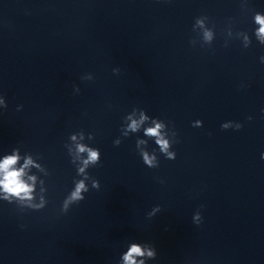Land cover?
I'll list each match as a JSON object with an SVG mask.
<instances>
[{"label": "clouds", "instance_id": "9594fccd", "mask_svg": "<svg viewBox=\"0 0 264 264\" xmlns=\"http://www.w3.org/2000/svg\"><path fill=\"white\" fill-rule=\"evenodd\" d=\"M205 19L204 17H198L195 20L193 25V30L197 27L204 29L203 31V40L205 43L211 44L213 40V32L210 29L205 28ZM254 23L259 25L258 28L254 30V35L256 39L259 41L261 45H264V14L261 12H256L254 15ZM244 47L247 48L251 44V40L245 34L244 36ZM194 44V41H192ZM262 63H264V56L260 57ZM120 69L114 68L113 73L119 74ZM84 80L93 79L91 74H87L82 77ZM74 91L79 92V88L74 86ZM22 105L17 106V111L22 109ZM0 108H7L6 100L3 96H0ZM131 120V123L128 125V128L132 131H137L141 124L149 119L144 114V111L141 110L140 120L132 119L131 116L128 117ZM249 120L252 117H248ZM154 127H149L145 129V135L148 137H155V143L158 146L159 152L164 155L166 159L174 160L176 158V153L172 149L173 143L176 142L175 137L176 133L173 131V138L171 142L168 138L162 134L161 129L165 126V122L158 118H152ZM194 127H201L202 121L196 120L193 124ZM243 127L240 123H234L232 121L224 122L221 125V128L227 130L229 128H234L239 130ZM126 134V133H125ZM83 140L85 134L83 131H80L78 134H72L70 139L73 142H76L77 139ZM88 139L93 140V134H88ZM121 143L120 140L114 141L115 145H119ZM141 143H146V141H137V146ZM75 149L78 154L79 163L76 166L77 176L82 177L80 179H74V187L69 192V194L65 197L62 203L61 212L67 213L72 205L79 204L81 201L85 199V193H87L89 189V184L87 181H91V188L99 190L100 182L97 179L92 178L88 169L90 167H94L100 164L101 162V152L99 148L89 147L88 145L82 143H76ZM71 151V150H70ZM86 154V155H84ZM140 155L142 156L143 163L149 168H156L159 166V160L157 155L155 154V150H153L152 154H149L147 151H141ZM262 158H264V154H262ZM20 160L19 149L16 148L13 150L11 155H6L2 160H0V200L6 201L10 204L14 203L18 206L19 209H30L34 211H38L43 209L48 201L46 196L40 194L39 196L36 193V176L28 175L27 169L29 166L33 165V160L31 156L25 158L24 163L16 167L18 161ZM73 164H76V161H71ZM38 167V166H37ZM43 184V181H41ZM41 193L46 192L45 188L40 189ZM161 211V207L159 205L155 206L149 213L148 218H151L156 215V213ZM202 220L201 214L197 211L193 216V222L196 224H200ZM23 227V226H22ZM157 256L156 248L148 243H138L133 242L130 243L127 247V250L123 252L120 256L119 264H146L148 260H154Z\"/></svg>", "mask_w": 264, "mask_h": 264}]
</instances>
